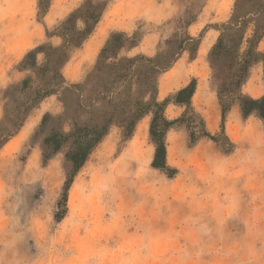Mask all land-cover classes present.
I'll list each match as a JSON object with an SVG mask.
<instances>
[{"label":"rangeland","instance_id":"1","mask_svg":"<svg viewBox=\"0 0 264 264\" xmlns=\"http://www.w3.org/2000/svg\"><path fill=\"white\" fill-rule=\"evenodd\" d=\"M220 1L209 0L199 22L191 30L193 36L198 37L208 26L221 24L230 17L236 0H228L230 5L226 13L219 12ZM87 2L96 7L98 13L105 5L107 9L87 42L89 52L102 49L113 32L133 34L139 30L154 38L150 55L172 35L174 25L171 21L187 5L180 0H51L49 16L42 18L39 0H0V70L3 72L0 121L6 112L9 116L13 114L16 104L12 100L23 101L17 90L9 92L10 100L4 98L8 87L23 78L16 72L17 64L37 43H48L47 30L54 32L67 16ZM20 19H24L25 24L19 23ZM26 26L32 34L44 28L45 34L34 37L24 54L20 48L11 52L12 48L6 45L22 44L19 38ZM96 34L104 35L105 42ZM211 38L213 44L214 31L209 29L203 42ZM147 46L144 43L131 54L124 52L123 56L137 55ZM208 52L203 57L208 70L203 86L206 95L216 98L207 64ZM83 58V53L78 52L67 65L64 74L69 84L66 87L82 82L96 64L97 59L90 64L83 63ZM182 62L186 71L193 65L200 71L204 64L190 62L187 55L179 64ZM73 72H76L74 79L69 76ZM51 76L50 73L45 80L37 76L30 94L48 85ZM192 78L197 77L192 74L189 81ZM170 80L168 73L160 78V93L166 92L164 97L160 95V100L172 94L173 90L167 91ZM194 104L205 120L213 116L214 112L205 101ZM54 105L50 114L62 115V103L55 101ZM215 107L218 126L217 102ZM39 109L31 112L33 117L38 115L37 122L32 126L30 122L24 125L0 152V264H264V207L260 206L264 203V194H261V187L256 186L260 175L252 176L248 170V176L238 177L240 184L228 178L216 183L217 174L210 173V168L201 170L192 162L194 158L187 138L183 149L176 152L171 148L170 140L175 135L172 132L167 138L169 164L178 169L179 174L169 179L151 167L155 146L149 135L150 117L139 123L129 139L121 129L111 130L74 179L68 192L67 213L57 222L58 204L63 200L64 185L71 171L65 158L70 146L44 162L43 141L54 124L50 122L41 130L45 108ZM178 112L169 109L167 115L174 117ZM72 115L75 114L71 111ZM142 125L146 129L145 138L134 144ZM26 129L28 131L19 141ZM248 131L255 136L264 135V126L250 125ZM148 150L151 151L149 159ZM236 185L248 190L253 206L243 209L235 206L227 210L222 202L217 206L206 204L220 194L227 199L234 198ZM238 214L247 220L245 228L226 219ZM236 229H248V239L219 237V234Z\"/></svg>","mask_w":264,"mask_h":264},{"label":"trees","instance_id":"2","mask_svg":"<svg viewBox=\"0 0 264 264\" xmlns=\"http://www.w3.org/2000/svg\"><path fill=\"white\" fill-rule=\"evenodd\" d=\"M187 3L184 9L171 21L174 32L158 45L153 56L137 54L123 56L137 48L144 38L139 30L133 34L113 32L100 51L96 64L80 83L68 85L61 73L70 60L72 52L82 47L94 32L106 5L98 13L90 2L71 13L47 37L58 36L64 40L61 47L42 44L29 51L18 66L19 71H35L37 76L47 79L48 85L30 94L32 79L9 86L4 98L10 100L9 92L19 91L23 101L16 104L13 114L4 115L0 121V152L17 136L31 112L46 98L58 96L64 113L59 116L44 115L41 130L50 122L54 124L44 139V162L60 153L67 145L65 154L71 171L63 189V200L58 204L55 215L61 222L66 213L68 192L74 179L84 168L94 150L110 134L113 128L123 131L129 139L140 122L150 117L149 135L155 146L151 167L169 179L178 176L179 170L168 161V134L185 130L189 149L202 140L213 142L220 153L233 155L237 145L226 133V122L235 106L240 108L244 119L256 117L264 123V96L255 99L243 93L252 70L261 65L264 75V51L260 44L264 40V0H236L229 19L221 24L208 26L198 37L191 35L190 28L198 23L207 0H180ZM51 7V0H39L38 9L45 18ZM83 20L85 28L78 30ZM41 22V20H39ZM219 33L207 55L210 81L215 91L219 108V132L213 134L204 117L196 110L194 97L198 91V79L191 81L164 100H160V78L170 72L187 55L190 62L197 60L207 30ZM44 54L45 63L38 67L37 56ZM174 105L183 109L175 119L166 115L167 108ZM71 111L75 115L71 116ZM69 124L70 132L64 131ZM62 208V209H61Z\"/></svg>","mask_w":264,"mask_h":264},{"label":"crops","instance_id":"3","mask_svg":"<svg viewBox=\"0 0 264 264\" xmlns=\"http://www.w3.org/2000/svg\"><path fill=\"white\" fill-rule=\"evenodd\" d=\"M208 2H209V0H207L205 8H207ZM226 2L227 3H221L222 5H221L219 12L226 13L228 11L230 1L227 0ZM205 8H204V10H205ZM79 9L80 8H77V10H79ZM164 9L165 10L163 11V13L165 14L168 7L166 6ZM77 10H75V11H77ZM106 10L107 9H105L103 11L101 18H100V21L103 18V16L106 14V12H107ZM46 16H47L46 18H48L49 14H47ZM108 20H109V18H108ZM227 20H225L224 22H226ZM18 22L25 24L24 19H20ZM81 22L83 25L80 24ZM224 22H222V23H224ZM108 25H109V22H108ZM195 25H193L190 28V33H191V30L194 28ZM98 26H99V23L96 25L94 32L83 43L82 47L79 49H76V50H74V52H72L70 60L62 68L61 73H62L65 81H67L66 80L67 78L64 74V71H65L67 65L70 64L71 60L73 59V57L76 53H78V52L83 53V55H84L83 63L92 64L98 58L101 48L99 49V51H98V49H94V50L89 52V49H87V47H86V45H88L87 42L93 36V34H95V31L98 29ZM77 27H78V30H83L85 28L84 21L79 20ZM36 30L32 34L30 32V29H28L27 26L24 27V30L21 34V37L19 38V39H21V41L23 40V43L22 44H14V45L13 44H7L6 45L7 48L11 47L12 48L11 52L16 50L17 48H20L21 51H23L22 53L24 54V52H26V49L31 44L30 42L32 41V39L34 37H43L45 34L44 28L42 31H39V30L36 31ZM213 31H214V42H213V44H214L215 41L217 40L219 33L215 30H213ZM98 34H96V37L98 36ZM97 38L102 39L101 41H103V39L105 37H104V35H100ZM47 39H48V43H51V45L55 48L61 47L64 44V40L58 36L47 37ZM211 40H212V38L207 40L206 42H202V46H201V49L199 51V56H198L197 60L195 61V63L197 61L204 63L203 57L207 54L208 50L213 45L211 43ZM151 41H153V43H154L153 36L152 35H145L143 40H142V43L137 48L133 49L130 52V54L133 53V51L139 49L141 47V45L145 43L148 45L147 49L141 50V51L137 52V54H145L148 56H153V55H150V53H151L150 50L153 47V43H151ZM104 42H105V40L103 41V43ZM101 43H100V45H102ZM40 45H42V44L37 43V45L34 46L33 48H31L29 51H32L33 49L37 48ZM263 45H264V40L260 44V49L262 51H264V49H262ZM25 56L20 60L19 64H17L18 66L23 61ZM44 63H45L44 54H39L37 56L38 67L42 66ZM94 65L92 67H94ZM174 68L171 70V72H168V75L170 76L171 80L167 84L168 85L167 91L173 90L172 93H175L178 90H180L181 88L185 87L190 82L189 78L192 74L195 77L199 78L200 80L198 83V91H197L196 96L194 97V102H196V103H199L200 101L206 102L208 108L214 112L213 116L209 120H205L207 123L208 129L213 134L219 132V124H218V126L216 125L218 112L216 111L215 104L217 102V99L215 97L206 95L205 87L203 86V82L207 78V71H208L205 63L203 64V66H201V70H203L202 73L200 72L201 70L200 71L195 70L194 65L192 66L190 71H186L185 65L183 62L180 63L177 68H175V69ZM16 72H17V74L23 75V78L19 82H17V84L22 83L27 78H31L32 82L34 83V80L37 78L36 70L35 71H19L18 67H17ZM2 73L3 72H1V70H0V79L3 78ZM5 73L6 72H4V78H5ZM69 76H71L74 79L76 76V72H73ZM33 83L31 85H33ZM72 83H74V82H72ZM66 84H69V82H66ZM165 93L166 92H161L160 95L164 97ZM243 93L245 95H248V96L255 98V99H258V98H261L262 96H264V75H263V68L261 65L256 66L252 70L250 78H249L247 84L243 88ZM55 101L60 102L58 96H55V95L50 96V97L44 99L33 111L41 110L39 108L44 107L45 108L44 109L45 110L44 115L50 114V113H52L50 108L55 106L54 105ZM169 109H172L173 111L174 110L180 111V112L176 113V115L174 117H168L169 119L178 118L183 112L182 108L174 106V105H170L167 108L166 115H167ZM32 114L29 115L28 119L25 122V125L30 122V125L32 126L37 122L38 115L37 116L34 115V117H33ZM43 117H42V119H43ZM147 118H149V117H147ZM41 122H42V120H41ZM219 122H220V117H219ZM250 125H252V126L253 125L254 126L255 125H257V126L261 125L262 126L263 125L264 126V123L256 117H250L248 119H244L242 114H241L240 108L238 106H235L232 109L230 115L228 116V119L226 122V133L229 136V138L232 140V142L237 145L236 152L231 156L222 155L220 153V151L218 150L217 146L213 142H211L207 139H204L195 148L191 149L192 150V158H194L192 160V162H194V164H196L197 167H201V170L207 171L210 168V170H208V171H210V173L214 172L215 174H217L216 178L214 179L216 183H222L223 180L228 178L229 181H231V180L235 181L236 180V183L240 184L241 182H238V177L248 176V170H251L250 172H251V174H253L252 176H259L260 175L259 183L256 184V186L261 187L260 188L261 194H264V135L255 136L254 134L250 133L248 131V127ZM66 126H69V124L64 125V131L70 132V130H71L70 126H69V130H66ZM143 127H144V131L141 130ZM145 130H146L145 126H143V125L138 128V132H137L134 144H137V141H141L145 138ZM27 131H28V129H26L22 133V137H20L19 141H21V139H23V136L25 135V133ZM172 132H174L175 135L170 140V146L174 151L178 152L179 150L183 149L185 139L187 138V133L185 130L171 131L168 134V137ZM148 153H149V157H150L151 151L148 150ZM149 157H148V159H149ZM168 161H169V146H168ZM246 184H248V183H246ZM235 190L237 191V193L235 194L234 198H228L227 199L225 197H222V195L220 194L217 196V199H215L211 202H206V204L209 206H217L218 203H220V204L224 203L223 206H224V208H227V210H229L230 208L235 207V206L240 208V209H243V208L249 207V206H253L252 199L248 198L249 197L248 196V190L244 189L243 186H239V185L235 186ZM219 191H221V190H219ZM262 201H263V199H262ZM260 206L264 207V203H262ZM226 219L227 220L230 219V221L233 224L243 226L244 228H245L246 224L248 223V222H246L247 220L244 218V216L243 215L240 216V214H238L237 216L229 215ZM247 226H248V224H247ZM219 235H220L219 237H221L223 239L224 238H230V239H236L238 241H242V240L248 239V229H246L245 231L236 229V230H232L228 233L219 234Z\"/></svg>","mask_w":264,"mask_h":264},{"label":"bare ground","instance_id":"4","mask_svg":"<svg viewBox=\"0 0 264 264\" xmlns=\"http://www.w3.org/2000/svg\"><path fill=\"white\" fill-rule=\"evenodd\" d=\"M216 1V0H215ZM227 0H222V2L221 3H227L226 2ZM142 131H144V127L141 129ZM113 140V139H112ZM111 146H112V141L110 142V144H109V147H108V149H110L111 148ZM147 155H148V157H149V153L147 152Z\"/></svg>","mask_w":264,"mask_h":264}]
</instances>
